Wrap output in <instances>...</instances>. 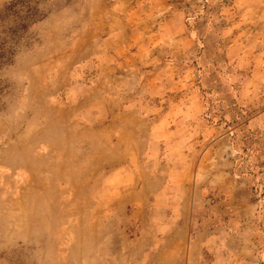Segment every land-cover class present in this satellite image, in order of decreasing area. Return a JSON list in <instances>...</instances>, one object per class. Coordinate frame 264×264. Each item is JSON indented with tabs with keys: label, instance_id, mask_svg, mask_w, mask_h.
<instances>
[{
	"label": "rangeland",
	"instance_id": "374dc122",
	"mask_svg": "<svg viewBox=\"0 0 264 264\" xmlns=\"http://www.w3.org/2000/svg\"><path fill=\"white\" fill-rule=\"evenodd\" d=\"M0 264H264V0H0Z\"/></svg>",
	"mask_w": 264,
	"mask_h": 264
},
{
	"label": "trees",
	"instance_id": "16d2710c",
	"mask_svg": "<svg viewBox=\"0 0 264 264\" xmlns=\"http://www.w3.org/2000/svg\"><path fill=\"white\" fill-rule=\"evenodd\" d=\"M37 16V14L35 13V14H27V17L26 18H23V20L21 21V22H19V24H18V26L21 28V29H23L24 27H25V24H24V21L25 20H33L35 17ZM16 19H18L17 17H16ZM19 20V19H18Z\"/></svg>",
	"mask_w": 264,
	"mask_h": 264
},
{
	"label": "crops",
	"instance_id": "0c3cea01",
	"mask_svg": "<svg viewBox=\"0 0 264 264\" xmlns=\"http://www.w3.org/2000/svg\"><path fill=\"white\" fill-rule=\"evenodd\" d=\"M144 1V0H143ZM157 8V7H156ZM176 11H178V10H176ZM175 12V11H174ZM174 12H172V14L174 13ZM179 12V11H178Z\"/></svg>",
	"mask_w": 264,
	"mask_h": 264
}]
</instances>
